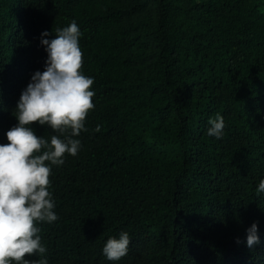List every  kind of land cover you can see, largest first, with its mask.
I'll use <instances>...</instances> for the list:
<instances>
[{
    "label": "trees",
    "instance_id": "trees-1",
    "mask_svg": "<svg viewBox=\"0 0 264 264\" xmlns=\"http://www.w3.org/2000/svg\"><path fill=\"white\" fill-rule=\"evenodd\" d=\"M72 20L96 106L78 155L52 168L48 264H264V0H0V143L44 70L41 34ZM122 231L128 254L106 260Z\"/></svg>",
    "mask_w": 264,
    "mask_h": 264
},
{
    "label": "clouds",
    "instance_id": "clouds-1",
    "mask_svg": "<svg viewBox=\"0 0 264 264\" xmlns=\"http://www.w3.org/2000/svg\"><path fill=\"white\" fill-rule=\"evenodd\" d=\"M43 32L41 44L47 58L44 70H36L22 90L14 110L18 123L6 132L8 143H0V264H48L47 247L40 235L41 223H54L59 216L50 191L53 166L65 164L66 155L77 156L82 149L78 138L87 131L85 120L94 108L92 77L83 71L80 38L83 33L76 20L69 26ZM33 122L50 127V139L38 136ZM207 135L217 140L225 135L222 115L210 118ZM101 125H97V130ZM264 193V179L256 188ZM246 245L260 243L259 224L246 230ZM237 243H240L237 238ZM127 231L109 237L102 248L108 261H119L129 252ZM38 255V260L25 256Z\"/></svg>",
    "mask_w": 264,
    "mask_h": 264
}]
</instances>
